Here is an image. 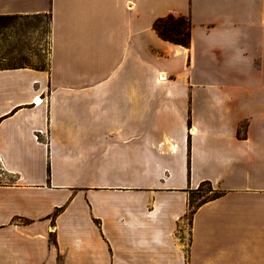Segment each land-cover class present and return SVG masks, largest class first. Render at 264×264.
Returning <instances> with one entry per match:
<instances>
[{"label":"crops","instance_id":"0c3cea01","mask_svg":"<svg viewBox=\"0 0 264 264\" xmlns=\"http://www.w3.org/2000/svg\"><path fill=\"white\" fill-rule=\"evenodd\" d=\"M45 13L48 69H0V264H264V0H0Z\"/></svg>","mask_w":264,"mask_h":264},{"label":"rangeland","instance_id":"374dc122","mask_svg":"<svg viewBox=\"0 0 264 264\" xmlns=\"http://www.w3.org/2000/svg\"><path fill=\"white\" fill-rule=\"evenodd\" d=\"M50 53V17L48 13L18 16L0 22V68L24 65L47 70ZM218 191L204 185L194 195L193 206L214 196ZM191 216L188 214L186 219Z\"/></svg>","mask_w":264,"mask_h":264},{"label":"trees","instance_id":"16d2710c","mask_svg":"<svg viewBox=\"0 0 264 264\" xmlns=\"http://www.w3.org/2000/svg\"><path fill=\"white\" fill-rule=\"evenodd\" d=\"M18 17V15H0V22L3 20H14ZM50 17V15H49ZM192 21L189 16L184 15H173L169 14L164 17H159L154 21L153 28L156 31V33L165 41H169L171 43L181 45L184 47H190L191 44V35H192ZM51 32V27H50ZM26 67L24 65H16V66H9V67H3L0 69H9V68H22ZM190 125V122H189ZM204 185L210 184L204 182L200 185L198 188V192L200 191V188ZM212 187V186H211ZM219 193L217 192L214 196L208 198H214L218 197ZM207 199L202 201L201 203L205 202ZM197 206L192 205V201L190 202V214L192 215L194 212V209ZM51 241L56 244V238L54 235H51Z\"/></svg>","mask_w":264,"mask_h":264},{"label":"built area","instance_id":"2783aa9c","mask_svg":"<svg viewBox=\"0 0 264 264\" xmlns=\"http://www.w3.org/2000/svg\"><path fill=\"white\" fill-rule=\"evenodd\" d=\"M42 101H43V99L39 100V102H37L36 100H34V103H35V105H39V104L42 103ZM35 137L38 139L39 138V134H36Z\"/></svg>","mask_w":264,"mask_h":264},{"label":"bare ground","instance_id":"6f19581e","mask_svg":"<svg viewBox=\"0 0 264 264\" xmlns=\"http://www.w3.org/2000/svg\"><path fill=\"white\" fill-rule=\"evenodd\" d=\"M40 99H37V101H39Z\"/></svg>","mask_w":264,"mask_h":264}]
</instances>
